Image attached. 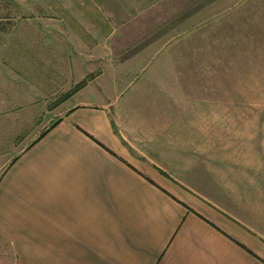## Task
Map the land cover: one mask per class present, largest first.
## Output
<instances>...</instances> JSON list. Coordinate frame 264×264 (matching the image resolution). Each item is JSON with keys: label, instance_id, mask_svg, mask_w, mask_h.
Here are the masks:
<instances>
[{"label": "crops", "instance_id": "0c3cea01", "mask_svg": "<svg viewBox=\"0 0 264 264\" xmlns=\"http://www.w3.org/2000/svg\"><path fill=\"white\" fill-rule=\"evenodd\" d=\"M104 76L0 177L10 264H264V163L211 149L202 86L137 78L81 96Z\"/></svg>", "mask_w": 264, "mask_h": 264}, {"label": "rangeland", "instance_id": "374dc122", "mask_svg": "<svg viewBox=\"0 0 264 264\" xmlns=\"http://www.w3.org/2000/svg\"><path fill=\"white\" fill-rule=\"evenodd\" d=\"M101 74L81 96L137 78L202 86L211 149L264 163V0H0V177Z\"/></svg>", "mask_w": 264, "mask_h": 264}, {"label": "trees", "instance_id": "16d2710c", "mask_svg": "<svg viewBox=\"0 0 264 264\" xmlns=\"http://www.w3.org/2000/svg\"><path fill=\"white\" fill-rule=\"evenodd\" d=\"M84 85H85V81L80 82V84L77 85L76 90L80 89V88L83 87ZM70 95H71V94H68V95H67V98H68ZM57 123H58V121H56V122H55L50 128L54 127ZM50 128H49V129H50ZM49 129H47L46 131H44V132L38 137V139L35 140V141L31 144V146H32L33 144H35L40 138H42V137L46 134V132H47ZM29 147H30V146H29Z\"/></svg>", "mask_w": 264, "mask_h": 264}]
</instances>
